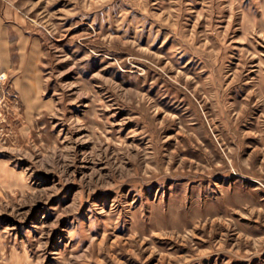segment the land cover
<instances>
[{"label": "rangeland", "instance_id": "obj_1", "mask_svg": "<svg viewBox=\"0 0 264 264\" xmlns=\"http://www.w3.org/2000/svg\"><path fill=\"white\" fill-rule=\"evenodd\" d=\"M0 264H264V0H0Z\"/></svg>", "mask_w": 264, "mask_h": 264}]
</instances>
